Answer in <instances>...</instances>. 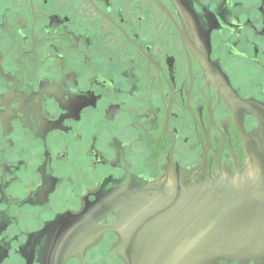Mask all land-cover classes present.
Instances as JSON below:
<instances>
[{
	"label": "flooded vegetation",
	"instance_id": "obj_1",
	"mask_svg": "<svg viewBox=\"0 0 264 264\" xmlns=\"http://www.w3.org/2000/svg\"><path fill=\"white\" fill-rule=\"evenodd\" d=\"M239 179L264 202V0H0V264H128L84 245L116 189Z\"/></svg>",
	"mask_w": 264,
	"mask_h": 264
},
{
	"label": "water",
	"instance_id": "obj_2",
	"mask_svg": "<svg viewBox=\"0 0 264 264\" xmlns=\"http://www.w3.org/2000/svg\"><path fill=\"white\" fill-rule=\"evenodd\" d=\"M99 207L100 216L110 209L117 221L84 233V245L104 232H117L126 242L120 254L128 264L264 260V202L240 179L235 185L213 182L167 194L148 186L131 191L121 187Z\"/></svg>",
	"mask_w": 264,
	"mask_h": 264
},
{
	"label": "rangeland",
	"instance_id": "obj_3",
	"mask_svg": "<svg viewBox=\"0 0 264 264\" xmlns=\"http://www.w3.org/2000/svg\"><path fill=\"white\" fill-rule=\"evenodd\" d=\"M91 75V74H90ZM91 114V113H88V115ZM87 115V116H88ZM92 121V120H91ZM87 122V121H86ZM84 122V128H83V131H82V135L84 137V144L86 146V148L92 146V140H93V136H94V127L92 125V122H89V123H86ZM85 148V149H86ZM87 151V150H85ZM69 167L71 168V175H72V181L73 182L71 188L68 186V189L67 191L68 192H65L62 194V196L66 195L67 196V200H68V204L69 205H74V206H78V203H79V198L76 196V194L80 191H83L86 189V187L88 186L87 184L89 183L90 181V178L88 176L87 173H85V176H82L81 178L78 177L80 174V163L78 162L77 159L75 158H72L71 161H69ZM84 171H85V168H84ZM109 172L108 171H105L102 169L101 171V175L102 177H106L108 176L109 177ZM106 175V176H105ZM84 177V178H83ZM83 178V180L81 181V179ZM67 180V182H69L71 184V182ZM125 182H118L116 180H109L108 184L107 185H124Z\"/></svg>",
	"mask_w": 264,
	"mask_h": 264
}]
</instances>
